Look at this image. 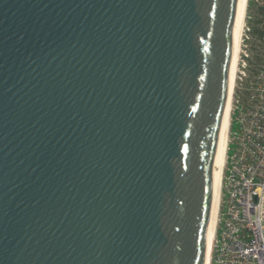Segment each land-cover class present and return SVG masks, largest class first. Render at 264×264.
<instances>
[{"label":"water","instance_id":"1","mask_svg":"<svg viewBox=\"0 0 264 264\" xmlns=\"http://www.w3.org/2000/svg\"><path fill=\"white\" fill-rule=\"evenodd\" d=\"M242 0H0V264H206Z\"/></svg>","mask_w":264,"mask_h":264},{"label":"built area","instance_id":"2","mask_svg":"<svg viewBox=\"0 0 264 264\" xmlns=\"http://www.w3.org/2000/svg\"><path fill=\"white\" fill-rule=\"evenodd\" d=\"M251 2L256 11L247 10L243 24L209 264H264V0Z\"/></svg>","mask_w":264,"mask_h":264},{"label":"bare ground","instance_id":"3","mask_svg":"<svg viewBox=\"0 0 264 264\" xmlns=\"http://www.w3.org/2000/svg\"><path fill=\"white\" fill-rule=\"evenodd\" d=\"M247 4H248V0H242L240 16H239V23H238V30H237V37H236V44H235V51H234V58H233V65H232V72H231L230 85H229V96H228L226 114H225L224 130H223V137H222L221 153H220V160H219V168H218V175H217V183H216V191H215V198H214V206H213V214H212V221H211V229H210L206 264H209V261H210V250L212 247L214 230H215L214 223H215V218H216L219 187H220V182H221L220 180H221V174H222V168H223V162H224V156H225V149H226V145L228 141L227 133H228L231 96H232V92H233L235 80H236L237 59H238V54L240 51V41H241V35H242V30H243V24L245 21L246 11H247Z\"/></svg>","mask_w":264,"mask_h":264},{"label":"rangeland","instance_id":"4","mask_svg":"<svg viewBox=\"0 0 264 264\" xmlns=\"http://www.w3.org/2000/svg\"><path fill=\"white\" fill-rule=\"evenodd\" d=\"M253 2H254V1H253ZM251 3H252V2H251ZM251 3H250V4H251ZM247 6H248V4H247ZM252 8H253V10H252ZM247 10H248L249 14H250V12H252V11L255 13L256 8L253 7V3H252V5H251L250 7L248 6ZM247 19H248V24H250V21H249L250 19H249V18H247ZM253 32H255V30H253ZM241 39H242V38H241ZM240 44H241V41H240ZM243 48H244V47H243Z\"/></svg>","mask_w":264,"mask_h":264},{"label":"flooded vegetation","instance_id":"5","mask_svg":"<svg viewBox=\"0 0 264 264\" xmlns=\"http://www.w3.org/2000/svg\"><path fill=\"white\" fill-rule=\"evenodd\" d=\"M260 14H261V12H258V13H257V17H259V16H260Z\"/></svg>","mask_w":264,"mask_h":264}]
</instances>
